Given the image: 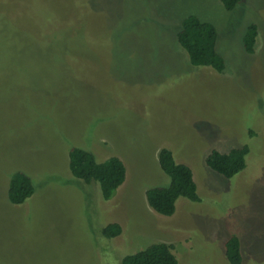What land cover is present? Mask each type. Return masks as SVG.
I'll return each instance as SVG.
<instances>
[{
  "label": "rangeland",
  "instance_id": "rangeland-1",
  "mask_svg": "<svg viewBox=\"0 0 264 264\" xmlns=\"http://www.w3.org/2000/svg\"><path fill=\"white\" fill-rule=\"evenodd\" d=\"M189 14L215 26L222 72L192 66L177 42ZM243 145L234 176L205 164L212 149ZM71 146L122 160L111 198L72 176ZM164 147L191 168L201 199L178 198L170 216L146 201L148 188L169 182ZM18 169L35 191L13 205L6 192ZM112 223L120 233L104 237ZM231 235L240 264L264 262V0L232 10L220 0H0V264H121L159 242L178 264H230Z\"/></svg>",
  "mask_w": 264,
  "mask_h": 264
},
{
  "label": "trees",
  "instance_id": "trees-1",
  "mask_svg": "<svg viewBox=\"0 0 264 264\" xmlns=\"http://www.w3.org/2000/svg\"><path fill=\"white\" fill-rule=\"evenodd\" d=\"M226 10H232L241 0H220ZM257 36V25L249 23L242 34V45L246 53H252ZM179 45L186 51L192 66H208L217 72L225 68V59L217 51V31L215 26L201 20L197 15L189 14L181 19L176 31ZM70 46V45H68ZM41 52H50L51 47L41 45ZM70 53L69 51H65ZM74 53L75 51H71ZM57 53V51H56ZM249 148L246 145L231 148L222 152L212 149L205 157V164L214 172L229 178L239 173L245 167V157ZM160 169L168 176L167 185L151 186L146 190V201L157 213L170 216L175 211L178 198L192 202L200 201L197 186L191 168L175 160L169 148H161L158 152ZM68 168L72 176L85 184L97 183L104 200L112 197L116 189L124 181L126 168L117 156H110L102 161L96 159L93 153L78 146L68 150ZM35 191L30 176L21 169L9 174L7 199L13 205L25 202ZM120 233L116 223L103 227L104 237H114ZM226 260L230 264H240V239L231 235L224 244ZM121 264H178L172 252V246L163 242L153 243L143 250L125 255ZM259 264H264L259 263Z\"/></svg>",
  "mask_w": 264,
  "mask_h": 264
}]
</instances>
